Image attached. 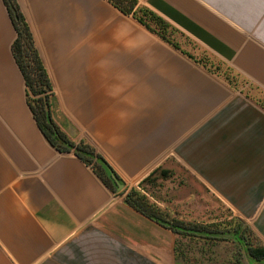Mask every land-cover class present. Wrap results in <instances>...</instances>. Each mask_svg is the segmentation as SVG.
I'll use <instances>...</instances> for the list:
<instances>
[{
  "label": "crops",
  "instance_id": "0c3cea01",
  "mask_svg": "<svg viewBox=\"0 0 264 264\" xmlns=\"http://www.w3.org/2000/svg\"><path fill=\"white\" fill-rule=\"evenodd\" d=\"M138 1L192 57L107 0H16L55 121L123 180L113 192L40 131L0 0V264H176L175 234L124 201L156 169L201 183L264 247V0Z\"/></svg>",
  "mask_w": 264,
  "mask_h": 264
},
{
  "label": "trees",
  "instance_id": "16d2710c",
  "mask_svg": "<svg viewBox=\"0 0 264 264\" xmlns=\"http://www.w3.org/2000/svg\"><path fill=\"white\" fill-rule=\"evenodd\" d=\"M7 8L10 20L15 30V38L11 44L14 60L22 73L26 86L27 103L40 131L48 143L58 152H73L80 160L90 165L100 180L113 192L119 186H124L123 180L115 173L106 160L89 143L72 138L58 125L53 117L54 94L49 76L38 54L28 24L21 13L16 0H2ZM123 14L131 16L176 49H180L171 37L177 30L166 20L156 14L138 0H107ZM181 50V49H180ZM183 53L189 55L184 50ZM167 177L170 173L165 170H154L142 180L138 186L150 181L155 173ZM125 191V190H124ZM124 201L146 217L172 230L175 234L197 235L200 237H218L223 232L210 230L201 224L185 223L177 218H170L155 203L150 202L141 188L131 187L125 192ZM241 227L227 231L229 238L237 241L242 257L250 262L259 261L264 264V247L250 246L245 243Z\"/></svg>",
  "mask_w": 264,
  "mask_h": 264
},
{
  "label": "rangeland",
  "instance_id": "374dc122",
  "mask_svg": "<svg viewBox=\"0 0 264 264\" xmlns=\"http://www.w3.org/2000/svg\"><path fill=\"white\" fill-rule=\"evenodd\" d=\"M171 38L184 49L196 52V46L180 34L175 33ZM140 188L150 202L166 201L172 204V207H168V212L164 211L168 217L185 223L206 225L210 230L223 232L218 237H200L175 234L171 230L176 236V264H263L244 259L237 241L226 234L227 231L241 227L244 242L252 247L258 246L248 225L184 171L172 172L167 177H162L159 172L155 173L150 181L138 186Z\"/></svg>",
  "mask_w": 264,
  "mask_h": 264
},
{
  "label": "water",
  "instance_id": "95a60500",
  "mask_svg": "<svg viewBox=\"0 0 264 264\" xmlns=\"http://www.w3.org/2000/svg\"><path fill=\"white\" fill-rule=\"evenodd\" d=\"M122 186H119L118 188L120 189Z\"/></svg>",
  "mask_w": 264,
  "mask_h": 264
}]
</instances>
